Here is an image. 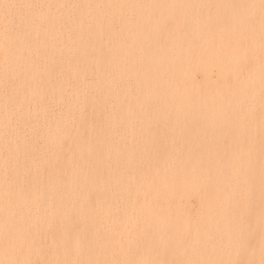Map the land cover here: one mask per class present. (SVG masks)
Segmentation results:
<instances>
[{
  "label": "bare ground",
  "instance_id": "obj_1",
  "mask_svg": "<svg viewBox=\"0 0 264 264\" xmlns=\"http://www.w3.org/2000/svg\"><path fill=\"white\" fill-rule=\"evenodd\" d=\"M264 264L261 0H0V264Z\"/></svg>",
  "mask_w": 264,
  "mask_h": 264
},
{
  "label": "snow or ice",
  "instance_id": "obj_2",
  "mask_svg": "<svg viewBox=\"0 0 264 264\" xmlns=\"http://www.w3.org/2000/svg\"><path fill=\"white\" fill-rule=\"evenodd\" d=\"M261 6L262 8H264V0H261ZM10 264H30L29 261H13V262H10ZM183 264H208V262H200V261H185L183 262Z\"/></svg>",
  "mask_w": 264,
  "mask_h": 264
}]
</instances>
